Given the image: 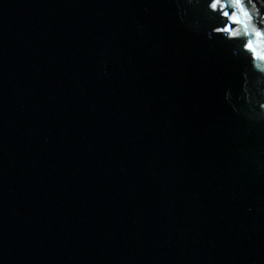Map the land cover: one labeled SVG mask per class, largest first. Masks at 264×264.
<instances>
[{"label":"water","instance_id":"obj_1","mask_svg":"<svg viewBox=\"0 0 264 264\" xmlns=\"http://www.w3.org/2000/svg\"><path fill=\"white\" fill-rule=\"evenodd\" d=\"M209 2L0 0V264H264V5Z\"/></svg>","mask_w":264,"mask_h":264},{"label":"snow or ice","instance_id":"obj_2","mask_svg":"<svg viewBox=\"0 0 264 264\" xmlns=\"http://www.w3.org/2000/svg\"><path fill=\"white\" fill-rule=\"evenodd\" d=\"M233 5H240L242 3V0H232ZM209 7L214 11H222V14L225 17H229L230 13L228 11H223L224 8H227L228 5L227 4H222V0H210L209 2ZM231 15H235V13H231ZM238 22V21H236ZM217 31H221V32H227V33H232L233 29L231 28L230 25H226L223 28H218ZM257 35H264V33H260L258 32ZM235 38V37H233ZM244 47L248 50V51H252V43L251 41H248ZM253 58H255V53H253Z\"/></svg>","mask_w":264,"mask_h":264},{"label":"trees","instance_id":"obj_3","mask_svg":"<svg viewBox=\"0 0 264 264\" xmlns=\"http://www.w3.org/2000/svg\"><path fill=\"white\" fill-rule=\"evenodd\" d=\"M264 5V0H259ZM242 3L247 8L250 14L254 15L257 9H261L255 2V0H242Z\"/></svg>","mask_w":264,"mask_h":264}]
</instances>
